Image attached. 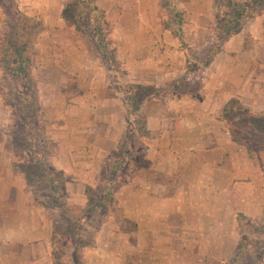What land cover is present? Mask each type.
I'll return each mask as SVG.
<instances>
[{
    "label": "rangeland",
    "instance_id": "obj_1",
    "mask_svg": "<svg viewBox=\"0 0 264 264\" xmlns=\"http://www.w3.org/2000/svg\"><path fill=\"white\" fill-rule=\"evenodd\" d=\"M47 1L44 0L48 4ZM235 1L212 0L215 26L218 25L219 11L223 9L218 18L226 20L227 11ZM26 3L27 0H0V21L3 18L5 24V33L0 37V117L7 112L10 121L7 127L4 125L0 128V135L12 138L16 155L14 166L20 172V179L28 187L29 195L45 207L54 226L51 241L40 238L24 246L27 254L21 257L22 264H264V222L259 223L249 217V209L245 208L244 202L238 200L239 206L234 210L237 216L236 231L229 214L224 216V224L213 221L212 216L207 218L212 221L204 219L199 222L193 216L198 209L182 210L180 207L174 210V203L171 208L164 206L167 205V196L182 195L185 176L189 172L197 167L202 170L199 166L201 163L189 158L198 153L214 155L216 149L224 148L228 150L224 163L233 166L231 156L247 152L256 167L262 169L260 179L264 181V122L260 120L263 117H249L236 99L218 111L215 107L218 104L216 98L208 95L209 90L205 86L206 68L212 64V59L222 51L225 41L230 38L241 39L245 29H253V34L245 33L247 50L255 57L264 56V0L252 1L255 16L248 17L238 32L219 34L212 30L198 35L187 28L184 35L190 48L185 56L191 57L193 61L189 64L187 76L177 81L175 88H168L165 92L164 89L149 86L131 88L134 84L126 82V73L118 61L112 34L114 20L106 14L107 27L112 29L108 35L109 41L115 54L106 63L97 55L101 58L115 98L126 107L125 113L134 120L136 127L135 130L130 129L131 135L124 131L121 141L111 145L112 151L105 160L102 158L106 156L105 150L110 145L101 143L105 140L101 132L105 127L103 112L108 105L105 100L108 97L93 94V89L79 85L78 76L75 86L71 88L68 87L69 83L65 87L53 85L51 79L57 74L53 73L54 68L50 64L55 58L63 61L67 71L73 70L75 66L70 65L76 62L75 58L70 60L67 54V42L71 35L69 31H59L58 41L53 42L48 37L53 32H49V29L45 31L44 25L45 21L50 25L58 24L57 17L52 15L44 18L29 14L27 8L30 4ZM15 4L19 5L23 13L38 21L31 22L36 25L26 49L29 58V77L26 81L21 76L12 77L2 65L6 48L5 34L9 30V23L13 22L12 17L10 22L7 18L9 13H13ZM90 11V7L80 5L77 0H63L61 19L62 25L73 26L79 32V36L90 45L92 55H95L89 41L95 33L94 28L101 12H93L94 17L91 18L88 16ZM184 17L188 22L187 13ZM65 27L64 30H69ZM217 36L220 37L218 43ZM82 51L86 54L85 48L79 53ZM85 57L86 62L92 61L91 57ZM84 65L78 68L83 71ZM71 91L78 94V111L75 114L78 145L72 153L76 157L75 163L61 161L62 166L68 167L64 171L53 162L56 156L52 139L69 136L68 122L63 120L61 124L57 123L55 113L62 105L69 115ZM114 101L117 105L111 104L113 110H118L120 102ZM141 106L142 110H139ZM115 115L117 117L118 111ZM165 115L175 120H201L208 124L206 131L211 134L215 129L214 122L221 117L234 132V148L228 145L219 147L212 141L206 147H200L179 140L159 144L148 139L144 127L146 120L149 116L160 118ZM93 127L100 133L95 135ZM149 152L162 158L163 154H173L175 157L171 162L158 158L155 165L154 160L149 161L148 156H145ZM177 154L180 160L176 159ZM86 165H91L95 175L85 174ZM209 167L212 168L211 165ZM10 181L19 182L15 175L10 177ZM240 191L239 199H244L246 193ZM19 193L21 191L16 188L15 194ZM23 194L25 198L26 192L23 191ZM218 194L224 198L226 193ZM258 195L264 196V192H258ZM47 249L52 250L50 256L44 252ZM34 250L42 252L35 256Z\"/></svg>",
    "mask_w": 264,
    "mask_h": 264
},
{
    "label": "crops",
    "instance_id": "obj_2",
    "mask_svg": "<svg viewBox=\"0 0 264 264\" xmlns=\"http://www.w3.org/2000/svg\"><path fill=\"white\" fill-rule=\"evenodd\" d=\"M47 2L49 3L47 4L44 0H27L26 4H30L27 11L29 14L44 18L56 16L59 23L50 25L48 21H45V31L49 29V32H53L52 36H48L53 39V42L58 41L57 33H60L59 31H69L71 39L67 42L69 44L67 54L70 60L73 58L76 60L75 63L70 64L75 65L73 70L67 71L63 61L55 58L50 65H53V73H56L57 76L55 75L51 82L54 86L62 85L63 87L69 83L68 87L71 88V86H75L78 76L79 85L87 86L89 90L93 89L94 92L91 91L93 94L104 96V98L108 97V99L105 98L108 105L103 112L106 122L104 130L101 132V136L105 139L101 143L110 145L105 150L106 156L102 158L105 160L112 151L111 145L121 141L125 134L124 131L131 135L130 129L135 130L136 123L129 119V115L127 116L125 113L126 107L119 99L115 98L111 82L108 81L101 64V58L97 53L92 55L90 45L79 36V32L73 26L62 25L63 0H57V2L49 0ZM174 2L185 12V16L187 13L189 20V24H186L188 23L186 21L183 27L178 28L181 33L175 28L166 26L167 11L161 0H95L96 5L103 8L114 20L115 26L112 34L115 38L118 61L123 72L126 73V82L161 88L164 89V92L168 88H175L177 83L187 76L189 64L193 61L191 57L185 56L190 45L184 31L190 28L199 35L215 30L212 0H174ZM45 4L48 6L45 7ZM65 26L69 30H64ZM262 26L264 27V24ZM249 32L253 34V29H245L241 39L238 37L235 39L236 41L231 40V38L225 41L222 51L212 59V64L206 68L205 86L209 90L208 95L216 98L215 101L218 104L215 107L218 108V111L236 99L247 110L256 114L264 113V56L255 57L247 50L245 33L248 34ZM4 33L5 24L2 18L0 37ZM84 48L86 54L84 51L79 53V50ZM85 55L91 57L92 61L86 62ZM84 63L85 69L82 71L78 66ZM49 77L51 78V76ZM87 78L90 79L88 83ZM83 79L85 81H82ZM70 93L69 115L65 106L62 107V105L55 113L57 123L61 124L63 120L68 122L69 136L68 138L55 137L52 139L55 146L54 156L57 157L53 156L55 158L53 162L55 166L57 164V168L64 171H67L68 167L62 166L61 161L70 160L71 163H75L76 157L72 153L77 150L78 145L77 122H75V114L77 115L76 112L78 111V94L72 91ZM114 100L120 102L118 110H113L114 106L117 105ZM165 109L167 110L166 107ZM120 113L122 115H119ZM9 122L6 112L0 117V128L4 125L7 127ZM214 124L216 130L214 129L211 134L206 131L208 124L201 120H175L169 119L165 115L160 118L149 116L144 127L147 129L146 136L149 137L148 139L159 144H168L179 140L178 142L195 143L203 147L212 141L217 143L219 147L228 145L233 149L234 136L225 120L219 117ZM92 129L95 135L100 133L97 128L93 127ZM216 150L214 155L202 152L189 157L191 160L201 163L199 166L202 167V170L197 167L196 170L189 172L185 176L181 190L182 195L176 197L171 194L167 196V200L165 199L167 205L164 206L171 208L174 203V210L180 207L182 210L198 209L194 211L193 216L197 217L199 222L205 221L204 219L212 221L211 219L207 220L212 216L213 221L224 224V216L229 214L231 215L230 218L233 219L234 231H236L237 216L234 210L238 208L240 201L244 202L245 208L249 209L247 210L249 217L254 218L256 222H264V196L258 195V192H264V181L260 179L263 173L262 169L256 167L247 152L232 155L233 166H226L224 162H226L225 154L228 150L224 148ZM15 156L12 138L8 135H0V247L2 249L0 250V264L24 263L21 257L27 254V248L24 247L27 243L40 238H47L51 241L53 235V220L48 218L50 217L49 213L39 200H35L29 195L28 187L23 185L20 172L14 166ZM145 156H148L149 161L154 160L155 165L156 161L159 160L158 158L161 160L163 158L169 159L171 162L175 157L173 154H163L162 158V156L150 152L146 153ZM96 158L99 159L100 157ZM176 159L180 160L178 154ZM208 165H211L212 168L209 167L208 169ZM91 168V165H86V175H95ZM151 170L153 171L154 168ZM13 175L18 177L19 182L10 181V177ZM240 177L241 179H239ZM16 188L21 191V194H15ZM240 190H244L246 193L244 199H239ZM23 191L26 192L25 198ZM218 193L226 194L223 198ZM209 211L211 215L208 214ZM16 248L18 249L16 250ZM34 251L35 256L42 252ZM51 251V249L44 250L47 256L51 255ZM14 253L19 256L16 257ZM13 256L14 263H12Z\"/></svg>",
    "mask_w": 264,
    "mask_h": 264
},
{
    "label": "trees",
    "instance_id": "obj_3",
    "mask_svg": "<svg viewBox=\"0 0 264 264\" xmlns=\"http://www.w3.org/2000/svg\"><path fill=\"white\" fill-rule=\"evenodd\" d=\"M71 1V0H69ZM75 1V0H72ZM80 5H86L90 7L91 11L88 14L89 17H94L93 12H101L100 19H98L97 25L94 28V34L91 40L89 41L94 51L101 56V58L106 62L110 61L111 58L114 57L115 52L112 50V46L109 39V32L112 30L107 27L108 17L106 16V11L103 8H100L96 5L95 0H77ZM163 6L167 11V19L166 26L169 28H175L179 33L180 30L178 28L183 27L185 21L184 11L181 10L177 4H175L174 0H161ZM253 0H236L232 7L228 9L227 14L228 17L226 20H220L218 17L223 12V9L219 11L217 14L218 25L215 26V31H218L219 34H228L233 31H240L244 22L248 17L255 16L252 8ZM252 10V11H251ZM13 18V22H10V18ZM7 21L9 23V30L5 34L4 43L6 44V48L3 56V67L6 72L12 75V77H19L23 80H27L29 77V58H27L26 49L28 48L31 40V35H34L35 23L31 24L32 21H36L35 18L30 15L23 13L19 8L18 4L14 5L13 13L8 14ZM14 25L13 27L10 25ZM104 26V27H102ZM220 36V35H219ZM217 36L216 43L220 40V37ZM30 40V41H29ZM221 43V42H220ZM139 88L144 87L142 85H131V88ZM126 97H129L127 95ZM127 106L130 104V100L126 101ZM233 102H230L231 104ZM231 106V105H229ZM243 107V106H242ZM139 110H142V106ZM137 110V111H139ZM242 110V109H241ZM243 111L246 114H249V117L252 116H262L260 120L264 122V113H254L250 110H247L243 107ZM252 115V116H250ZM226 122V121H225ZM227 123V122H226ZM228 126V124H227ZM229 128V126H228ZM230 130V128H229ZM232 131V130H230ZM233 136H234V132ZM264 170V167H263Z\"/></svg>",
    "mask_w": 264,
    "mask_h": 264
}]
</instances>
